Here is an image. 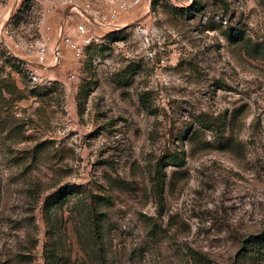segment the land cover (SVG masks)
<instances>
[{
	"label": "rangeland",
	"instance_id": "1",
	"mask_svg": "<svg viewBox=\"0 0 264 264\" xmlns=\"http://www.w3.org/2000/svg\"><path fill=\"white\" fill-rule=\"evenodd\" d=\"M253 45L264 0H0V264H264Z\"/></svg>",
	"mask_w": 264,
	"mask_h": 264
},
{
	"label": "trees",
	"instance_id": "2",
	"mask_svg": "<svg viewBox=\"0 0 264 264\" xmlns=\"http://www.w3.org/2000/svg\"><path fill=\"white\" fill-rule=\"evenodd\" d=\"M155 4L156 3L153 2L152 6ZM194 6H195V4L192 7H194ZM166 8H168V9H179L181 11H190L189 9H191L190 7L189 8H184V7L178 8L176 6H173V4H169V3L166 4ZM251 49L254 51L260 52V53L264 52L263 48L258 46V45L251 46ZM12 67H14V66H12ZM19 72H21V71L19 70ZM5 91L11 95H14L16 91H19V89L17 88V86H14V89H11L8 86H5V85L2 86L1 85L0 86V97L3 98V94L5 93ZM35 93L36 92H33V95H36ZM172 161H175V163H178L181 165L183 163L184 159L179 158L177 156H174V157H172ZM158 186H159L158 194L162 195L163 189H164V179H161L159 181ZM67 193L73 194L74 191L69 189V190H67ZM58 195H59V193H56L53 198L47 199V201L45 202L44 214H45V219L47 221H50V213H51L52 208L60 202L61 198ZM255 244L257 245L258 251L264 250V238L263 239H261V238L257 239ZM45 259H46V264H57L58 263L57 255H56L55 251H51L48 248L45 251Z\"/></svg>",
	"mask_w": 264,
	"mask_h": 264
}]
</instances>
